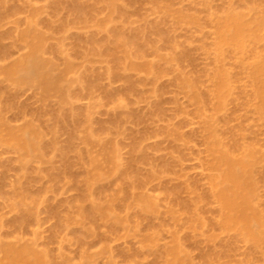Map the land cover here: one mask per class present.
I'll list each match as a JSON object with an SVG mask.
<instances>
[{"label": "rangeland", "instance_id": "1", "mask_svg": "<svg viewBox=\"0 0 264 264\" xmlns=\"http://www.w3.org/2000/svg\"><path fill=\"white\" fill-rule=\"evenodd\" d=\"M59 1L6 0L4 6L0 1L3 6V8H0V12H3L0 16L1 66L9 65L25 52L23 43L18 41V44L17 40L19 39L17 38H19L18 34L21 30L26 29V20L33 15L37 29L45 35L44 46L51 47H49V50L46 48L47 53L45 52L46 55L44 54V56H48L47 58L51 59L55 57L53 61H55V66L57 63L56 68H60L58 70L64 69L66 58L68 60L70 58L69 61L73 60L72 63L74 62L73 73L71 71L67 72L68 78L66 80L71 82L67 85L65 84L67 81H63L65 88H69V91L65 90L69 102L67 101L64 104L68 103L69 105L68 107L63 105L64 110L59 109L60 99H58L59 97L56 94L52 93L48 100L43 101L42 97L39 98L40 95L37 89H34V86L31 85L18 87L19 90L16 88L12 90L13 87L11 88L10 86V90L4 89V94L0 93L1 95L3 94L0 96V103L8 102L10 105L8 110H3L5 105L0 108L2 109L0 115L2 114L1 117L4 121L8 122L7 124L10 126L13 125V127L22 126L28 121H33L41 130L43 129L41 127L44 126L47 130L44 129L42 131L43 133L46 132L43 135V142L44 145L46 142L48 143L43 149V153H45V160L43 161H45L46 166L43 165V161L40 160L38 162L36 160L33 163L32 160L34 159H32L29 162L27 174L25 173L23 178L21 176L22 171H19L18 156L14 154V150L4 149V146L0 148V221H2V224H0V240L13 245L17 243L19 246L29 243L37 251H44L43 253L45 256L47 254L48 260L50 259L52 264H63L64 260L62 259H66L68 264H84L85 262V264H169L170 262H166L170 261L171 257L166 254L165 250L170 248L174 239H177L180 246L184 249L183 254L187 261L189 260V264H264L262 262L264 261V255H262L264 253L261 252L264 249V245L260 249H255L251 243L236 238L232 230L224 232L216 224L213 225L219 220L217 214L219 213V207L216 200L211 196L208 187V177L214 171L210 170V168L208 169L209 166H205L208 164L207 162L212 160V156L210 159L211 154H208L210 152L207 153L208 144L205 143L208 141L207 131H205L206 122H209L212 126L214 125L216 137L220 140L223 149L231 154L236 155L241 150L240 147L238 148V146H241L240 138L242 139L240 140L241 142L244 141L242 142L243 147L251 148L252 146V149L264 154V119H260L261 116L259 117V115H257L258 117L253 116L255 109H251V106L255 105L253 106L254 108L256 104H254L255 100L252 97V79L248 75V69L245 70L247 67L250 68L251 64L253 65V63L257 62V59L259 60L262 57L261 60H264V0H116L120 11H116L117 13L115 11L111 13L112 11L110 10L113 9L106 5L109 2H115V0H110L108 3L107 0H65L64 3L62 2L63 0ZM79 4H82L80 5L81 7L78 6ZM58 5H61V7ZM83 5L84 7L86 6L85 8L83 7L84 9L82 8ZM231 8L235 12L242 10L243 12H240L246 15L244 16L247 21L250 20L253 26L256 23L259 25L255 30L256 40L247 45L246 50L248 51H245V53L247 52L248 54L242 57L243 60L241 56L244 54H239L240 61L236 57L238 55L232 57L233 54H236L235 52L232 53L230 50V52L228 51L230 54L226 51L228 54L219 55L215 53L217 49L213 46V44L216 45L215 42L217 41V37H215L217 30L215 32V29L217 28L216 21L218 19L214 20V22L212 21L217 15L223 17L228 12L227 10H232ZM72 9H76L77 12L82 10L80 13H83V15L81 14V17L78 14L76 15L77 12L75 11V13ZM84 11L88 14H84ZM222 12L225 13L222 14ZM38 13L39 16L37 15ZM190 13L191 15L189 16ZM220 13L222 16H220ZM113 14L116 15L114 16ZM183 14L186 15L184 16L185 18L187 17L186 20L183 19ZM109 16L110 20L112 19V22L108 23L110 26L106 24L109 21ZM189 17H193L195 21L192 23ZM77 19H79L78 22L76 21ZM46 21L48 22L46 23ZM50 21L53 22V25L49 23ZM177 22L179 23L177 24ZM104 23L108 27L104 26ZM49 26L51 29H49ZM106 29L107 31H105ZM122 30L125 33H121ZM114 31L116 34L121 33L122 36H127L126 40L131 39L133 35L136 36V33H139L138 35L141 34V37L138 36L137 38L143 40H140L142 46L137 43L139 39L134 41L141 46L140 49H145L143 50L144 53L142 52L144 55L142 53H140L141 55L139 54L137 51L139 47L137 48L138 45L135 46L136 44L133 42L130 47L127 43L126 48L127 50L130 48L128 50L130 53L126 56L123 47L120 48L121 45L123 46L122 43L125 39L121 38L122 41L119 40L120 38L117 39L118 37L115 36ZM160 31L162 33L159 34ZM164 33H166L165 36ZM121 35L119 34L120 37ZM113 38L117 39V41L115 40L116 47L113 44ZM105 39L106 41L109 40V43L106 45L101 44L102 41L106 42ZM118 40L121 41L120 46L117 45ZM92 41H97V45L95 46ZM111 44L114 45V52ZM20 46L24 49L22 50ZM134 46L137 50H135ZM59 48H61V51ZM96 48L98 49L97 51ZM212 48L216 50H212ZM5 50H8V53ZM122 51L124 55L121 53ZM5 54L7 55L5 56ZM174 54L178 56L175 57ZM254 54H257L254 56L256 58L252 56ZM64 55L66 56L64 57ZM113 58L116 62L118 58L123 62L126 60V63L122 62L124 65L120 64L121 61L118 60L117 64H119L117 65L112 60ZM248 62L250 65H248ZM149 63L152 64L150 71L144 68V65ZM130 64H133V66L131 67ZM218 70H224L231 77L230 95H228L223 105L224 107L222 106L223 110H221L222 108L217 109L215 94L213 93ZM83 73L85 76L87 75L86 78L89 77L88 80ZM79 75L80 78L84 77V80L87 81H85L86 84L84 80L81 83L83 85L77 83ZM210 76L213 80H211ZM2 78L4 79L0 75L1 89L6 85ZM92 79L95 82L89 85V81L91 82ZM180 79L185 80L184 85H188V83L193 85H191L193 87L192 90L199 95L201 101L191 100L192 94H190V91L192 90L188 91L189 87L186 90V87L179 86L182 82ZM211 81L213 88H211ZM2 84L4 85L2 86ZM37 94L39 95L38 97ZM112 94L113 96H111ZM208 94H211L213 100ZM213 103L216 104L214 105ZM201 104L202 107H198ZM44 107L47 110H44ZM20 109L21 113L19 112ZM69 110L73 113L72 116ZM74 112L77 116L74 115ZM124 113L129 115L126 116ZM43 114L44 116H41ZM57 114L63 119L66 115L67 119L65 121L67 122H56L57 118L55 116ZM85 114L88 116L86 124L82 121L85 120V116H83ZM40 116L44 119H41ZM80 116L83 119L80 118V120ZM52 117H55V119H52ZM72 117L77 118L75 120L72 119L77 123V125L74 124L75 126L73 125L74 122L69 120ZM46 120H48L49 124H45L47 123ZM53 120H55V123ZM52 122L54 125L57 123V129L55 128L56 126L54 127L51 124ZM111 124L116 126L114 127ZM48 125L52 126L53 130L56 129L57 132L56 130L52 132ZM64 125L66 129H62L65 128ZM2 127L1 124L0 130H3ZM58 127H62L60 132ZM86 129L92 130L94 137L96 135L95 138H97V140L93 138L94 142L91 145L85 140ZM103 129L106 131L103 132ZM95 132L98 133L96 134ZM66 133H69V136H74L68 137ZM240 133H242L241 136ZM177 136L181 138H177ZM56 142L58 143L56 144ZM246 142L247 145L245 144ZM133 143L134 145L136 144L135 147H138L136 149L133 146L136 150L132 147ZM101 144L102 146H100ZM111 147L116 148L119 163L122 165L121 169L127 174L129 183H133L138 188L130 187L129 184L125 183L124 180H120V178L118 181L116 179L118 177H115L117 182L113 181V177H108L110 179H106L107 181H104L103 184L99 183L100 187L102 185L104 187L98 189L95 193V198L99 202L106 204L110 202L109 197H112V194L118 193V196L123 197L125 192L129 190L130 198L133 199V201L132 199L129 200L131 201L129 207L124 204L120 205V207L114 206V212L120 217L126 218L127 223L125 226H118L112 225L110 222V228L112 227L110 229L107 221L98 220V222H95L93 219L94 223L93 221H84L88 223L85 227L83 221V225L80 221L81 218H78L75 212L77 208L75 210V207L80 204L79 206L86 209V204L82 202L84 181L81 179L83 174L91 169V166L89 168L86 167L88 164L86 153L92 151L89 154L99 157V162H101L103 159L100 157L99 152L102 149L110 150ZM94 148L95 150L93 151ZM83 150L84 153H82ZM60 151L63 155L60 154ZM80 156L83 157L81 159L82 162H86V164L79 163ZM129 159L130 162L132 161L131 163ZM207 159L210 160L207 161ZM5 162L10 163L7 164ZM31 162L33 167L30 164ZM104 162L103 160V165L101 164L102 162L100 163L101 168L104 171L109 170L111 165ZM41 164L43 166L38 168L37 166ZM74 164L77 165L74 166ZM262 168H264V163L260 162L256 168L257 173L259 171V176L260 172L264 171ZM44 169L47 171H44ZM32 170L33 173L31 172ZM34 172H36L35 178L39 177L38 179H34V176H32ZM50 172H54L55 175L58 174L56 183H54L55 179L52 183L50 181L53 179L47 180L50 177L47 176ZM79 172H81L82 176ZM29 176L31 178H28ZM58 177L62 178L61 181L59 179L60 184L58 183ZM259 179H262V177ZM261 182L264 181L259 180L257 183L259 192L257 200L260 199L258 201H260L261 208L260 204L256 203V205L264 213V184ZM50 184H53V187ZM20 185L24 192L23 195L20 194V191L18 192L19 188L17 189ZM104 188L105 190H102ZM43 191L44 193H42ZM17 192L23 198L27 194L26 198H20L24 200L21 206L30 213V215L27 213L28 216L25 221L18 224H16L17 220L15 223L14 219L19 216L20 212L18 211H23V209L20 205V207L16 206L15 209L13 208L12 204L15 205L17 198H19L16 197L19 196ZM32 193L35 194L33 198L28 195H32ZM201 194H204V196ZM29 196L31 199L28 198ZM147 196L153 200L152 202L156 203L154 204L157 206L155 207L157 212L154 210V213L152 212L146 217L145 212L141 213V216L138 210H142V206L139 207L141 205L139 199ZM198 196L204 197L199 199L202 200V203L197 200ZM28 199L30 200L28 201ZM193 199L200 203L195 209L196 213H199L198 215L202 222H204L196 225L197 228H189L186 219L187 217L190 218L194 211H192L193 207L190 203L188 204V201L192 202ZM181 205H184L186 209L181 207ZM18 208L21 209L17 211ZM262 216L264 214H261V218ZM64 218L67 219L64 220ZM65 222L67 223L65 224ZM261 222H264V218L261 219ZM19 224H23L22 227ZM88 226L95 230L93 237H85L89 236L84 234L85 231L87 233ZM133 228L137 229V235L135 236L127 233V230H132ZM261 229L264 228L261 227ZM147 232L150 234L154 232V235L160 234L158 236L155 235L154 247L153 243H150L149 245L152 246H149L143 242V236ZM140 234L142 237L139 236ZM152 247L153 249L150 250ZM249 258L250 263L248 262ZM260 258L261 260H259Z\"/></svg>", "mask_w": 264, "mask_h": 264}, {"label": "bare ground", "instance_id": "2", "mask_svg": "<svg viewBox=\"0 0 264 264\" xmlns=\"http://www.w3.org/2000/svg\"><path fill=\"white\" fill-rule=\"evenodd\" d=\"M1 2H2V4H3V6H4V2H6V0L4 1H2V0H0ZM64 1L65 0H63L62 2L64 3ZM67 1V0H66ZM75 1V0H74ZM84 1V0H83ZM82 1V3H84ZM86 1V0H85ZM91 1V0H90ZM96 1V0H95ZM108 1H110V0H107V3H108ZM111 1H114V0H111ZM0 2V3H1ZM58 2H60L59 0H58ZM61 2V3H62ZM78 2V1H77ZM94 2V1H93ZM93 2H91V3H93ZM55 3V2H54ZM66 3V2H65ZM95 3V2H94ZM93 3V4H94ZM114 3H116V5H114ZM57 4H59V3H57ZM56 4V5H57ZM70 4V3H69ZM73 4V3H72ZM78 4V3H77ZM90 4V3H89ZM1 5V4H0ZM55 5V6H56ZM80 5H82V4H79L78 6H80ZM106 5H108L107 7H109L110 6V8L111 9H113V10H110V8H108V10H110V11H112L111 13H114V11H115V13H117V12H120L119 11V8L117 7V1L115 0V2H109L108 4H106ZM118 5H119V3H118ZM207 5V4H206ZM3 6L1 5L0 6V8L2 7L3 8ZM58 6H60L61 7V5H58ZM65 6H66V4H65ZM77 6V5H76ZM120 6V5H119ZM205 6V5H204ZM63 7V6H62ZM72 7V6H71ZM81 7V6H80ZM84 7V5L82 6V8ZM86 7V6H85ZM84 7V8H85ZM107 7H106V10H107ZM76 8V7H75ZM77 8H79V7H77ZM82 8H79V9H82ZM83 8V9H84ZM117 8V10H115ZM69 9V8H68ZM82 9V10H83ZM230 9V8H229ZM232 9V8H231ZM2 10V9H1ZM74 12L76 11L77 12V10L76 9H72ZM82 10H78V12L76 13V15L78 14V16L80 15V17H81V14L83 15V13H80V11L82 12ZM120 10H122V9H120ZM227 10V9H226ZM255 10V9H254ZM40 11V10H39ZM117 11V12H116ZM228 12H226V14H224L223 12H222V14H224L223 15V17H219L218 15L216 16V17H218V18H216L215 16V19H213V21L212 22H214V20L216 21L217 19H218V21H216V29H215V32H216V30H217V34H215L216 36L215 37H217V41L215 42L216 43V45L215 44H213V46H214V48L216 47V49H213L212 48V50H216L217 52H215V53H217V54H219V55H223V54H228L229 52H230V50H231V52L232 53H236L235 55L233 54H231L232 55V57H234V56H236V55H238V56H236L237 58H239V61H240V59L244 56H246L248 53L246 52L245 53V51H248V50H246V48H247V45L248 44H250V43H252L253 41H255L256 40V38H257V36H256V27L257 26H259L258 25V23H256L254 26L252 25V23L250 22V20L249 21H247L246 19H245V14L243 13H241L240 11H242V10H239V12H235V10L233 11V9L230 11V10H227ZM37 12V11H36ZM68 12H72V11H68ZM124 12V11H123ZM179 12H180V10H179ZM243 12V11H242ZM3 13V12H2ZM2 13L0 12V16L2 15ZM73 13V12H72ZM74 13V14H75ZM85 13H87V12H85L84 11V14ZM181 13V12H180ZM70 14V13H69ZM88 14V13H87ZM86 14V15H87ZM119 14V13H118ZM122 14V13H121ZM222 14L220 13V16H222ZM242 14V15H241ZM38 16H39V13L37 14ZM76 15H75V18H76ZM114 15V14H113ZM112 15V16H113ZM116 15V14H115ZM114 15V16H115ZM191 15V13L189 14V16ZM193 15V14H192ZM245 15V16H244ZM247 15H248V13H247ZM37 16V17H38ZM70 16H72L71 14H70ZM177 16H178V14H177ZM179 16H180V14H179ZM184 16H186V15H184L183 14V19H185L186 20V18L184 17ZM83 17H85V16H83ZM2 18V17H1ZM75 18H74V21H75ZM79 18V17H78ZM115 18V17H114ZM209 18V17H208ZM83 19V18H82ZM178 19V18H177ZM249 19V18H248ZM78 20L79 19H77L76 21L78 22ZM84 20V19H83ZM106 20V19H105ZM109 21L106 23L107 25H108V23L112 20H110V16H109V19H108ZM179 20H180V18H179ZM189 20L190 21H192V23L195 21L194 20V18L193 17H189ZM211 20H212V18H211ZM210 20V21H211ZM184 21V20H183ZM187 21H188V19H187ZM48 21H46V23H47ZM112 22V21H111ZM110 22V23H111ZM180 22V21H179ZM179 22H177V24L179 23ZM209 22V21H208ZM51 25H53L52 23L53 22H49ZM189 23V22H188ZM105 24V23H104ZM103 24V25H104ZM104 25V26H106V27H108V26H110V25ZM181 24H182V21H181ZM200 24V23H199ZM215 24V23H214ZM38 25V24H37ZM183 25V24H182ZM188 25V24H187ZM39 27V26H38ZM48 27V26H47ZM50 27V26H49ZM101 27V26H100ZM103 27V26H102ZM105 27V28H106ZM156 27V26H155ZM104 28V29H105ZM258 28V27H257ZM49 29H51V27L49 28ZM48 29V30H49ZM114 30V29H113ZM119 30V29H118ZM121 30V29H120ZM102 31V30H101ZM105 31H107V29L105 30ZM111 31V30H110ZM138 31V30H137ZM115 32V31H114ZM119 32V31H118ZM122 32H124L123 30L121 31V33ZM132 32V31H131ZM107 33H109V32H107ZM121 33H119L120 35H121ZM125 33V32H124ZM130 33V32H129ZM160 33H162L161 31L159 32V34ZM110 34V33H109ZM119 34H116V32H115V36L116 37H118L117 39H119V40H121V38L122 39H125L127 36H122L121 35V37L119 36ZM132 35H133V33H131ZM135 34V33H134ZM139 34V33H138ZM137 33L135 34L136 36H132V37H134V39H132V37H131V39H128V40H124L123 41V46L121 45L120 46V42L122 41H119L118 40V43H117V45H119L120 46V48L121 47H123V50H124V53H125V55L127 56V55H129V53L130 52H128V50H130V48L127 50V43H128V45H129V47H130V45H133V42L135 43V39L137 40V39H139V38H137L138 36H140V35H138ZM165 34L166 33H164V36H165ZM114 35V34H113ZM109 36V35H108ZM107 36V37H108ZM161 36V35H160ZM18 37L19 38H17V39H19V40H17V42L19 41H21L20 43H23V45H24V48H25V52L23 53V54H21V56H19L16 60H13V62L12 63H10L9 65L7 64V65H3V66H1V64H0V75L2 76V77H4V79H3V82L5 81V83H6V85H5V87H2L3 89H1L0 88V93H3L4 94V92H5V90L6 89H9L10 90V86H11V88H12V90H14L15 88L16 89H18L19 90V88L18 87H21V86H25V85H31V86H34L33 88L34 89H37V91L39 92H37L38 94H37V97L39 96V98H41L43 101L45 100H48L49 99V97L51 96V94L52 93H54V94H56L59 98L58 99H60L59 100V109H62V110H64V108H63V105L68 101L69 102V98H68V95H67V93L65 92V90L66 91H69L68 89H66L65 88V84H67V85H69V83L71 82H69V80H66L67 78H68V74H67V72L69 73L70 71L72 72L73 70V63H72V61L73 60H71V62L69 61L70 60V58H69V56H68V58H69V60L67 59H65V67H64V69H62V70H58V69H60V68H56V66H57V63H56V66H55V61H53V59L55 58H53V59H51V58H47L48 56H44V54L46 55V48L49 50V47L50 46H44V43H45V41H44V37H45V35H43V33H41V31H39L38 29H37V26H36V23H35V20H34V15L33 16H31V17H29L27 20H26V29L25 30H21V32L18 34ZM141 37V36H140ZM144 37V36H143ZM105 38V37H104ZM108 38H110V37H108ZM115 38V37H114ZM113 38V39H114ZM163 38V37H162ZM48 39V38H47ZM107 39V38H106ZM106 39H105V41H106ZM117 39H114V45H115V47H116V41H117ZM166 39H167V37H166ZM16 40V39H15ZM46 40V39H45ZM94 40V39H93ZM104 40V39H103ZM116 40V41H115ZM129 40H130V42H129ZM140 40H142V39H139L138 41H137V43H139L140 44ZM112 41V40H111ZM143 41V40H142ZM16 42V43H17ZM19 42H18V44H19ZM93 42V41H92ZM96 42L97 41H95V42H93V44L96 46L97 44H96ZM107 43H109V40L108 41H106V42H104V41H102V43L101 44H103V45H106ZM137 43H135L136 45L135 46H137V48H138V50L136 49V47H135V50H137L138 52H139V54L140 53H144V51L143 50H145V49H140L141 48V46L139 45V44H137ZM141 43H143V44H145L144 42H141ZM92 44V43H91ZM113 44H111V46L113 45ZM148 44V43H147ZM46 45H47V42H46ZM57 45H59V46H61L60 44H57ZM108 45H110V44H108ZM114 45H113V52H114ZM100 46H102V45H100ZM212 46V47H213ZM21 47V46H20ZM58 47V46H57ZM57 47H55L56 49H57ZM62 47V46H61ZM92 47V46H91ZM107 47V46H106ZM22 48V50L24 49L23 47H21ZM51 48V47H50ZM98 48H99V46H98ZM119 48V47H118ZM119 48V49H120ZM255 48V47H254ZM55 49V50H56ZM60 49V51H61V48H59ZM92 49V48H91ZM93 49H95L94 47H93ZM92 49V50H93ZM251 49V48H250ZM4 50V49H3ZM98 49L96 48V51H97ZM6 51V50H5ZM59 51V50H58ZM76 51V50H75ZM136 51V52H137ZM141 51V52H140ZM226 51L228 52V53H226ZM250 51V50H249ZM7 53H8V50L6 51ZM46 52V53H45ZM55 52H57V51H55ZM93 52H94V50H93ZM136 52H135V54H136ZM137 52V53H138ZM176 52V51H175ZM256 52V51H255ZM5 53V52H4ZM51 53V52H50ZM98 53H100V52H98ZM97 53V54H98ZM107 53V52H106ZM109 53V52H108ZM121 53H123V51L121 52ZM124 53H123V55H124ZM142 53V54H143ZM244 54V55H242L241 56V58L239 57V54ZM55 54V53H54ZM60 54V53H59ZM62 54V53H61ZM80 54V53H79ZM82 54V53H81ZM177 54V53H176ZM176 54H174L175 55V57L176 56H178V55H176ZM230 54V53H229ZM2 55V54H1ZM7 54H5V56H6ZM75 55H76V53H75ZM99 55V54H98ZM109 55H111V54H109ZM113 55V54H112ZM141 55V54H140ZM144 55V54H143ZM173 55V56H174ZM212 55H213V51H212ZM215 55V54H214ZM230 55V56H231ZM255 55H257V54H254V55H252L253 57L255 56ZM55 56H56V54H55ZM58 57H59V55H57ZM66 55H64V57H65ZM80 56V55H79ZM224 56V55H223ZM226 56V55H225ZM228 56V55H227ZM252 56H251V58H252ZM61 57V56H60ZM63 57V56H62ZM111 57H114V56H111ZM229 57V56H228ZM115 58H116V55H115ZM122 58V57H121ZM130 58V57H129ZM213 58H215V57H213ZM250 58V59H251ZM254 58H256V57H254ZM253 58V59H254ZM62 59V58H61ZM127 59V58H126ZM175 59V58H174ZM236 59V58H235ZM262 59V57L258 60L257 59V62H255V63H253V65L251 64V67L250 68H246L245 70H247L248 69V75L250 76V78L252 79V97H253V99L255 100V103L254 104H256V107H254L253 108V106H255V105H253V106H249L251 109H255V114L253 115V116H257V115H259V117H260V119L262 118V119H264V60H261ZM56 60V59H55ZM113 61H114V58L112 59ZM118 60H120L119 58H118ZM118 60H117V62H118ZM168 60V59H167ZM238 60V59H237ZM242 60H243V58H242ZM53 61V62H52ZM121 61V60H120ZM126 60H124V62H125ZM246 61V60H245ZM250 61V60H249ZM253 62H254V60H252ZM251 61V62H252ZM61 62H62V64H63V61L61 60ZM116 64H117V62H116V60L114 61ZM123 61H121V63L120 64H123L122 63ZM167 62V61H166ZM175 62V61H174ZM126 63V62H125ZM129 63V62H128ZM246 63H247V61H246ZM249 63V62H248ZM119 64V63H118ZM117 64V65H118ZM149 64H151V63H149ZM149 64H146V65H144V68L145 69H147V70H149L150 71V69L152 68V64L151 65H149ZM124 65V64H123ZM175 65V64H174ZM248 65H250V63L248 64ZM76 66V65H75ZM127 66V65H126ZM125 66V67H126ZM130 66L132 67L133 66V64H130ZM116 67V66H115ZM222 67V66H221ZM126 69V68H125ZM217 69V68H216ZM77 70V69H76ZM118 70V69H117ZM119 70H120V68H119ZM87 71V70H86ZM91 71V70H90ZM75 72H77V71H75ZM247 72V71H246ZM73 73V72H72ZM84 73H86V72H84ZM84 73H83V75H84ZM87 73H88V71H87ZM118 73V72H117ZM75 74V73H74ZM77 74V73H76ZM93 74H94V72H93ZM109 74V73H108ZM72 75V74H71ZM90 75V74H89ZM65 76V77H64ZM67 76V77H66ZM76 76V75H75ZM85 76V75H84ZM94 76V75H93ZM93 76H92V78H93ZM96 76V75H95ZM87 77V75L85 76V78ZM211 77V76H210ZM82 78V79H81ZM80 78V75H79V80L77 79V83H82L83 82V80H84V77H81ZM89 78V77H88ZM88 78H86L87 80H88ZM97 78H98V76H97ZM96 78V79H97ZM181 78H183V77H181ZM212 78V77H211ZM187 79V78H186ZM230 79H231V77L227 74V72H225L224 70H218V72L216 73V82H215V86H214V91H213V93L215 94L214 95V97H215V99H216V107H217V109L218 108H222V106L224 105V103H225V101H226V99H227V97H228V95H230V89H231V81H230ZM67 81V82H65V84L63 83V81ZM81 80V81H80ZM94 79H92V81H93ZM180 80H182V79H180ZM211 80H213V78L211 79ZM85 81L86 80H84V83H85ZM90 82L89 81V85H91V83H94L95 81H93V82ZM97 81V80H96ZM130 81V80H129ZM184 81V82H183ZM192 81H194V80H192ZM2 82V83H3ZM74 82V81H73ZM87 82V81H86ZM180 82V81H179ZM4 83V84H5ZM183 83H185V80H182V82H181V84H179V86L181 85V86H183V88H185L186 87V90H188V87H189V90L188 91H190V90H192L193 89V85L192 84H189L188 82H186V83H188V85L187 84H183ZM4 84H2V86L4 85ZM64 84V85H63ZM86 84V83H85ZM87 84V85H88ZM130 84V83H129ZM183 84V85H182ZM81 85H83V84H81ZM187 85V86H186ZM192 85V86H191ZM232 85H233V83H232ZM29 86H27V87H29ZM96 86H97V84H96ZM211 88H213V84H212V81H211ZM84 87H85V85H84ZM87 87H90V86H87ZM93 87H94V85H93ZM92 86H91V88H93ZM137 87V86H136ZM192 87V88H191ZM86 88V87H85ZM90 88V89H91ZM182 88V89H183ZM5 89V90H4ZM31 89V88H30ZM33 90V89H32ZM17 92V91H16ZM192 92V93H191ZM209 93V92H208ZM2 94V95H3ZM190 94H192V99L191 100H194V101H201L200 99H199V95H197L196 93H194V91L192 90V91H190ZM189 94V95H190ZM212 94V93H211ZM211 94H208L209 95V97L211 98V100H213L212 98V96H211ZM1 94H0V96H2ZM232 95V94H231ZM111 96H113V94L111 95ZM70 97H71V95H70ZM208 97V98H209ZM73 98V97H72ZM41 99H40V101H41ZM233 100V99H232ZM42 102V101H41ZM191 102V101H190ZM5 103V102H4ZM4 103H0L1 105V107L0 108H3V105H5L4 107L5 108H3V110H8L9 108V104H8V102H6L5 104ZM10 103V102H9ZM70 103H71V101H70ZM45 104V103H44ZM116 104V103H115ZM199 104V103H198ZM197 104V105H198ZM214 104V103H213ZM214 104V105H215ZM246 104V103H245ZM47 105V104H46ZM67 105V106H66ZM66 105H64L65 107H68V103L66 104ZM196 105V104H195ZM202 107V104L201 105H199L198 107ZM18 107V106H17ZM224 107V106H223ZM43 108V107H42ZM45 108V107H44ZM46 108H47V106H46ZM44 109V110H47V109ZM226 108V107H225ZM250 108H248V109H250ZM19 109V108H18ZM71 109V108H70ZM2 109H0V111H1ZM72 110V109H71ZM202 110V109H201ZM221 110H223V108L221 109ZM247 110V109H246ZM42 111V110H41ZM70 111V110H69ZM69 111H67V112H69ZM91 111V110H90ZM203 111V110H202ZM201 111V112H202ZM253 111V110H252ZM20 113H21V109H20V111H19ZM71 112V111H70ZM204 112V111H203ZM250 112V111H249ZM254 112H252V113H254ZM257 112V113H256ZM39 113V112H38ZM45 113V112H44ZM66 113V112H65ZM82 113V112H81ZM61 114V113H60ZM68 114V113H67ZM71 114V116H72V112L70 113ZM86 114L88 115V113L86 112ZM86 114L85 115H83V116H85L84 118H85V120H82V121H84L85 122V124H86V122H88V116H90V115H88V116H86ZM89 114H91V113H89ZM125 114V113H124ZM251 114V113H250ZM2 115V114H1ZM1 115H0V123L2 124V128H3V130H0V148L1 147H3L4 149H9V150H14V154H17V158H18V160H17V162L19 163L18 165H19V171L21 172V176H22V178H23V176H25V173H26V171H27V168H28V165H29V162L32 160V159H34V160H32V162L33 161H36V160H38V162H40V160L41 161H43V160H45L44 158H45V153H43V149H44V146L47 144L48 145V143L46 142L45 143V145H44V142H43V140H44V133H46V132H42L44 129H46L44 126L43 127H41V128H43L42 130L39 128V126L37 125V124H35L33 121H28V122H25L22 126H19V127H17V126H15V127H13V125L12 126H10L9 124H7L5 121H4V119L1 117ZM74 115H75V112H74ZM74 115H73V117H74ZM126 116L127 115H129V114H125ZM36 116H37V114H36ZM41 116H44V114L43 115H41ZM40 116V117H41ZM52 116V115H51ZM50 116V117H51ZM75 116H77V114L75 115ZM122 116V115H121ZM39 117V116H38ZM56 118H57V120H56V122H61V123H66L67 121H65L66 119H67V117H66V115L64 116L65 118L63 119V118H61L58 114H57V116H55ZM55 117H52V119H55ZM71 118V119H69V120H72V119H77V118ZM202 117V116H201ZM200 117V118H201ZM258 117V116H257ZM70 118V117H69ZM80 118H82L81 116L79 117V119ZM120 118V117H119ZM119 118H116V119H119ZM123 118H125V117H123ZM213 118V117H212ZM39 119V118H38ZM41 119H44V118H42L41 117ZM63 119V120H62ZM83 119V118H82ZM91 119V118H90ZM204 119V118H203ZM202 119V120H203ZM259 119V118H258ZM258 119H256V120H258ZM260 119H259V121H260ZM51 120V119H50ZM74 120H72L74 123H73V125L75 124V125H77V123H75V121ZM81 120V119H80ZM114 120V119H113ZM206 120V119H205ZM205 120H204V122H205ZM36 121H37V117H36ZM39 121V120H38ZM47 121V123H45V124H49V122H48V120H46ZM54 121V123H55V120H53ZM71 121V122H72ZM79 121V120H78ZM115 121V120H114ZM117 121H119V120H117ZM116 121V122H117ZM42 122V121H41ZM204 122H203V124H204ZM214 122V121H213ZM261 122V121H260ZM80 123H81V121H80ZM90 123L92 124V122L90 121ZM90 123H88V124H90ZM112 123H114V122H112ZM1 124H0V126H1ZM44 124V125H45ZM52 125H54L53 124V122L51 123ZM57 124V123H56ZM54 125V127L57 129V125ZM206 125H205V131H207V137H208V141L207 142H205L206 144H208V150H207V153L208 152H210V153H208V154H211L210 155V159H211V156H212V160H210V159H207V161H209L210 160V162H207L208 164L207 165H205L206 167H208V169L210 168V170H212V171H214V172H211V176H209L208 177V187H209V191H210V194H211V196L216 200V202H217V204H218V207H219V213H217L218 214V216H219V220H218V218H217V220H218V222H216V223H214L213 225H217V227L221 230V231H230V230H232L234 233H235V237L236 238H238V239H242V240H245V241H247V242H249V243H251L252 244V246L255 248V249H260V248H262V245H264V231H262V230H264V229H261V227L262 228H264V222H261V219L262 218H264V216H262V218H261V214H264V213H262V209H258L259 208V206H257L256 205V203L259 205L260 203V201H258V200H260V199H258L257 200V198H258V194H259V192H258V182H259V180L261 181H264V171H261L260 172V176H259V171H258V173H257V165L259 166V163L260 162H262V163H264V156H262V155H264V154H261V152L259 151V153L257 152V151H255L254 149H252V146H251V148H249V147H243L242 145V142H244V141H240V140H242L241 138L239 139V142H240V144H241V146H238V148L240 147V151L236 154V155H233V154H231L230 152H228V151H226L225 149H223V147H222V144H221V142H220V140L216 137V133H215V130H214V128H213V126L209 123V122H206L205 123ZM74 125V126H75ZM111 125H114V127L116 126L115 124H111ZM50 125H48V127H49ZM59 126V125H58ZM89 126V125H88ZM102 126H104L103 124H102ZM52 126H50V128H51ZM64 127H65V125H64ZM101 127V126H100ZM111 127H113V126H111ZM204 127V126H203ZM49 128V129H50ZM59 128V127H58ZM62 128V127H61ZM61 128H59V132H60V129ZM90 128V127H89ZM52 129V128H51ZM55 129V130H56ZM62 129H66V127L65 128H62ZM61 129V130H62ZM106 129V128H105ZM105 129H103V132H105L106 130ZM110 129V128H109ZM47 130V129H46ZM55 130H51L52 132L53 131H55ZM87 130V129H86ZM90 129H88L87 130V132L89 131ZM242 130V129H241ZM51 131H49L50 133H51ZM173 131V130H172ZM56 132H57V130H56ZM55 132V133H56ZM86 132V134L87 135H85V140H86V142L87 143H90V145H91V143L93 144V142H94V139L93 138H95L96 137V135H95V137H94V134L92 133L93 131L92 130H90L88 133ZM111 132V131H110ZM175 132V131H174ZM96 133V132H95ZM98 133V132H97ZM96 133V134H97ZM175 133H178V132H175ZM51 134H53V133H51ZM58 134V133H57ZM67 135H68V137H73V136H69V133H66ZM77 134V133H76ZM170 134V133H169ZM232 134V133H231ZM56 135V134H55ZM175 135H177V134H175ZM174 135V136H175ZM242 135V133H240V136ZM48 136V135H47ZM58 136V135H57ZM173 136V135H172ZM232 136V135H231ZM67 137V138H68ZM77 137H78V135H77ZM237 137V136H236ZM243 137V136H242ZM79 138V137H78ZM82 138V137H81ZM177 138H181V137H178L177 136ZM204 138V137H203ZM69 139V138H68ZM76 139V138H75ZM84 139V138H83ZM96 140H97V138H95ZM46 140V139H45ZM47 140H48V138H47ZM54 140V139H53ZM238 141V140H237ZM43 142V143H42ZM239 142H237V143H239ZM51 143H53V142H51ZM58 142H56V144H57ZM106 143V142H105ZM107 144V143H106ZM246 145H247V142L245 143ZM89 145V146H90ZM95 145V144H94ZM110 145V144H109ZM136 145V144H135ZM135 145H134V143H133V145H132V147L134 146L135 147ZM233 145V144H232ZM51 146V145H50ZM50 146H48V147H50ZM57 146V145H56ZM100 146H102V144L100 145ZM104 146V145H103ZM107 146V145H106ZM114 146V145H113ZM116 146V145H115ZM6 147V148H5ZM87 147V146H86ZM133 147V149H137L138 147H135L134 148ZM2 148V149H3ZM73 148V147H72ZM106 148V147H105ZM108 148V147H107ZM110 148V147H109ZM87 149H88V147H87ZM98 149H99V147H98ZM135 149V150H136ZM89 150H90V148H89ZM95 150V148L93 149V151ZM69 151V150H68ZM79 151V150H78ZM97 151V150H96ZM99 151V150H98ZM118 151H119V149H118ZM134 151V150H133ZM133 151H131L132 153H133ZM232 151V150H231ZM70 152H71V150H70ZM90 152H92V151H89V152H85L86 153V155H87V157H88V164H87V168H89L90 166H91V169L89 170V169H87L86 167V169L87 170H89V171H87L86 173H84L83 174V176H82V174H81V172H79L80 174H81V176H82V178L81 179H83V181H84V185L82 186V188H83V191H82V199H83V201L82 202H84L86 205V209H85V207L84 208H82L81 206H77V207H75V210H76V208H77V210L75 211L76 212V214H77V216H78V218L80 217L81 218V223H82V221H83V223H84V226L85 225H88V223H86V222H91V221H93V223H94V220H95V222L97 221L98 222V220H102V221H107L108 222V226H109V228H110V226H111V224H110V222L112 223V225H118V226H125L126 225V223H127V219L126 218H122V217H120L119 215H117L115 212H114V206L115 205H117V206H119L120 207V205L122 206V204H124L125 206H127V207H129V205H130V202L131 201H129L130 199H132V198H130V194L128 193L129 192V190L128 191H126L125 192V194H124V196L123 197H120V196H118L117 194L118 193H114V194H112V197H109L110 198V202L109 203H106V204H103V203H101V202H99L96 198H95V193L98 191V189H101L102 187H104V185H102L103 183H104V181H107L106 179H110L111 177H113L114 179H113V181H116L117 182V180H115V177H118V178H116V179H118V181H119V178H120V180H124V182L125 183H127V184H129V186L130 187H133L134 186V184L133 183H129V178H128V176H127V174L121 169V164L119 163V158H118V154H117V151H116V148L115 147H111V149L110 150H105V149H102L100 152H99V154H100V157H102V159L105 161L104 163H109L110 165H111V167L109 168V170H103L102 168H101V164L103 165V160L101 161V162H99V157H97V156H92L91 154H89ZM82 153H84V150L82 151ZM47 154V153H46ZM60 154L61 155H63V153L60 151ZM93 155H94V153H93ZM142 155V154H141ZM44 156V157H43ZM82 156V155H81ZM80 156V157H81ZM209 156V155H208ZM207 156V157H208ZM137 157V156H136ZM83 157H81L80 158V160H79V163L81 162V163H83V164H86V162L84 163V162H82V159ZM134 158V157H133ZM130 159H131V156H130ZM130 159H129V162H130ZM1 160V159H0ZM121 160V159H120ZM133 160V159H132ZM135 160H138V159H135ZM16 161V160H15ZM77 161H78V158H77ZM32 162L30 163V164H32ZM45 161H43V163H44ZM132 162V161H131ZM130 162V163H131ZM5 163H7V162H5ZM10 163V162H9ZM9 163H7V164H9ZM14 163V162H13ZM16 163V162H15ZM14 163V164H15ZM34 163V162H33ZM101 163V164H100ZM129 163V164H130ZM138 163V162H137ZM4 164V163H3ZM17 164V163H16ZM38 164V163H37ZM82 164V165H83ZM36 165V164H35ZM43 165H45L46 166V163H44ZM42 164L41 165H38L37 167L38 168H40V166H43ZM75 165H77V164H74V166ZM78 165H80V164H78ZM32 167H33V164L31 165ZM73 166V165H72ZM17 167V166H16ZM36 167V168H37ZM48 167V166H47ZM47 167H44V168H47ZM83 167V166H82ZM74 169V168H73ZM82 169V168H81ZM262 169H264V168H262ZM210 170H209V172H210ZM259 170V169H258ZM261 170V169H260ZM29 171H30V169H29ZM34 171H36V170H34ZM44 171H47V170H45L44 169ZM50 171H53V170H50ZM83 171V170H82ZM86 171V170H85ZM32 173H33V170L31 171ZM42 172V171H41ZM29 173V172H28ZM212 173H213V175H212ZM27 174V173H26ZM30 174V173H29ZM79 174V175H80ZM257 174V175H256ZM262 174V175H261ZM35 175H36V172H34V175H32V176H34V179H36L35 178ZM37 175H39V174H37ZM45 175H47V174H45ZM58 175V174H57ZM57 175H55V173L53 172H50L47 176H50V177H48L47 178V180L49 179V180H52V181H50V183H52L53 181H54V179H55V181H54V183H56V181H57ZM209 175V174H208ZM28 176V175H27ZM41 176H43V174H41ZM258 178H257V177ZM108 177H110V178H108ZM262 177V179H259V178H261ZM28 178H31V176H29ZM39 178V177H38ZM37 178V179H38ZM32 179H33V177H32ZM31 179V180H32ZM33 179V180H34ZM59 179H60V177H58V181H59ZM62 179V178H61ZM61 179H60V181H61ZM257 179H259V180H257ZM38 181V180H37ZM60 181L58 182L59 184H60ZM123 182V181H122ZM30 183H33V182H30ZM82 183V182H81ZM80 183V184H81ZM99 183H102L101 185H102V187H100L99 186ZM262 184H264V182H261ZM49 184V183H48ZM59 184H58V186H59ZM51 185V184H50ZM53 185V184H52ZM51 185V187H53ZM112 185V184H111ZM115 185V184H114ZM113 185V187H115ZM117 185V184H116ZM48 186V185H47ZM55 186V185H54ZM81 186V185H80ZM108 186V185H107ZM106 186V188H107V190H108V187ZM128 186V185H127ZM136 186H138V185H136ZM51 187H50V190H51ZM57 187V186H56ZM112 187V188H113ZM135 187V186H134ZM19 188V189H18ZM22 187H21V185H20V187H17V189H18V192L20 191L21 193L20 194H24V192H23V189H21ZM31 188V187H30ZM81 188V187H80ZM136 188H138V187H135V189ZM113 189H115V188H113ZM128 189V188H127ZM22 190V191H21ZM53 190H54V188H53ZM57 190V189H56ZM102 190H105V188L104 189H102ZM102 190H100V191H102ZM49 191V190H48ZM52 191V190H51ZM55 191V190H54ZM172 191V190H171ZM178 191V190H177ZM207 191V190H206ZM15 192H16V190H15ZM17 192V194H19ZM34 192V191H33ZM53 192V191H52ZM105 192V191H104ZM208 192V191H207ZM207 192H206V195H207ZM26 193V192H25ZM35 193V192H34ZM34 193H32V195L31 194H28V195H30V196H32L31 198H33V196L35 195ZM42 193H44V191L42 192ZM102 193V192H101ZM19 194V196H16V197H19V198H17L18 200L16 201V203H15V205L14 204H12L13 205V208L15 209L16 208V206H21L23 203V201L24 200H21L20 198H22V199H24V198H26V196H27V194L26 195H24V198H23V196L22 195H20ZM116 194V195H115ZM172 194H173V192H172ZM81 195V194H80ZM111 195V194H110ZM202 195V194H201ZM20 196H22V197H20ZM30 196L28 197V198H30ZM36 196H37V194H36ZM141 196V195H140ZM144 196V195H143ZM172 196V195H171ZM175 196V195H174ZM202 196H204V194L202 195ZM137 197V196H136ZM151 197V196H150ZM30 198V199H31ZM203 199L204 197H201V196H198L197 197V200L200 202L201 201V203H202V200H199V199ZM30 199H28V201L30 200ZM21 200V201H20ZM35 200V199H34ZM85 200V201H84ZM138 200V199H137ZM194 200V201H193ZM192 200V202H189L188 201V204L190 203V205L193 207V209H192V214H191V217L190 218H186L187 219V226H189V228H197L196 227V225H199V224H201V223H204V222H202V220H201V218H200V216L198 215L199 213H196V209L195 208H197V206H199V202L197 203L196 202V199H193ZM208 200V199H207ZM13 201H14V199H13ZM132 201H133V199H132ZM135 201V200H134ZM139 201H140V203H141V205H140V203H139V207H141L142 206V210H138L139 211V214H141V213H143V212H145V216L147 217V215H150L154 210L156 211V209H155V207H157V206H155V202H152L153 200L151 199V198H149V196H147V197H145V198H142L141 197V199H139ZM138 201V202H139ZM191 201V200H190ZM204 201V200H203ZM258 201V202H257ZM182 202V201H181ZM18 203V204H17ZM79 203V202H78ZM155 203V204H154ZM193 205H192V204ZM17 204V205H16ZM198 204V205H197ZM88 205V206H87ZM189 205V206H190ZM19 206V207H20ZM82 206H84V205H82ZM190 206V207H191ZM138 207V208H139ZM181 207H185L184 205H181ZM191 207V208H192ZM217 207V208H218ZM258 207V208H257ZM21 208L23 209V206H21ZM21 208H18L17 209V211L18 210H20ZM260 208H261V204H260ZM74 209V208H73ZM183 209V208H182ZM184 209H186V207L184 208ZM22 211V210H21ZM21 211H18V212H20V214H22V215H20L19 214V216H17V218L15 217V223H16V220H17V223L16 224H18V223H22L23 221H25L26 219H27V216L28 215H30V213L29 212H27L26 211V209H23V213L21 212ZM154 211V212H155ZM188 211V210H187ZM187 211H186V213H187ZM54 212H56V211H54ZM149 212V213H148ZM153 212V213H154ZM157 212V211H156ZM200 212V211H199ZM260 212H261V214H260ZM17 213V212H16ZM25 213V214H24ZM27 213H28V215H27ZM202 213V212H201ZM156 214V213H155ZM26 217H25V216ZM188 215H189V213H188ZM24 216V217H23ZM141 216H142V214H141ZM217 216V217H218ZM66 217V216H65ZM144 218V217H143ZM148 218H150V216H148ZM261 218V219H260ZM65 219H67V218H64V220ZM94 219V220H93ZM97 219V220H96ZM61 220V219H60ZM70 220V219H69ZM68 220V221H69ZM87 220V221H86ZM72 221H74V220H72ZM84 221H86V222H84ZM2 221H0V224H2L1 223ZM59 222V221H58ZM215 222V221H214ZM67 222H65V224H66ZM83 223H82V225H83ZM64 224V225H65ZM91 224V223H90ZM23 225V224H22ZM22 225L21 224H19V226H21L22 227ZM0 227H1V225H0ZM86 227V226H85ZM203 227V226H202ZM201 227V228H202ZM84 228V227H83ZM112 228V227H111ZM110 228V229H111ZM136 228V227H135ZM157 229V228H156ZM161 229V228H160ZM159 229V230H160ZM194 230V229H193ZM196 230V229H195ZM84 231H85V229H84ZM146 231V230H145ZM158 231V230H157ZM197 231V230H196ZM86 232V231H85ZM84 232V234L85 235H89V236H85V237H93L94 235H95V230L92 228V227H87V233H85ZM110 232V231H109ZM150 232V231H149ZM149 232H147L144 236H143V242H145V244H152L153 243V247H154V241H155V235L153 234L154 232H152L151 234L149 233ZM127 233H129V234H131V235H137V229H132V230H127ZM141 233V232H140ZM229 233V232H228ZM1 235V234H0ZM130 235V236H131ZM158 235H160V234H158ZM158 235H156V236H158ZM139 236H141V234L139 235ZM1 237V236H0ZM132 237V236H131ZM142 237V236H141ZM127 238H130V237H127ZM2 239V238H1ZM137 239V238H136ZM3 240V239H2ZM233 240V239H232ZM158 241V240H157ZM141 242V241H140ZM31 243V242H30ZM235 243V242H234ZM16 244V245H15ZM144 244V243H143ZM144 244V245H145ZM18 244L17 243H14V245L13 244H11V243H9V242H7V243H5V242H2L1 240H0V264H52L51 263V260L49 259L48 260V257H47V254H46V256H45V254L43 253L44 251H41L40 250V252L39 251H37V249H35L32 245H30L29 243L27 244V245H23V246H17ZM21 245V244H20ZM142 245V244H141ZM141 245H140V247H141ZM148 245H146V246H148ZM149 246H152V245H149ZM227 246V245H226ZM251 246V247H252ZM153 247L152 248H150V250H152L153 249ZM157 247V246H156ZM143 248V247H142ZM164 248V247H163ZM166 249V248H165ZM227 249H229L228 247H227ZM157 250V249H156ZM184 249L180 246V244H179V242H178V240L177 239H174V242H173V244L171 243V245H170V248H168V249H166L165 251H166V254L167 255H170V257H171V260L170 261H167L166 263H169V264H189L188 263V261H187V258L185 257V255L183 254L184 253V251H183ZM251 250V249H250ZM162 251V250H161ZM163 252V251H162ZM261 252L262 253H264V249H262L261 250ZM46 253V252H45ZM258 253V252H257ZM182 254H183V256H182ZM261 255V254H260ZM262 255H264V254H262ZM46 257H47V259H46ZM80 257H82L81 255H80ZM169 258V257H168ZM262 258V257H261ZM261 258L259 259V260H261ZM82 259H84V257H82ZM189 259V258H188ZM62 260H64V262H63V264H68V263H66V259H62ZM81 260V259H80ZM50 261V262H49ZM56 261V260H55ZM85 261V260H84ZM83 261V262H84ZM82 262V263H83ZM249 263L251 262L250 261V258H249V261H248ZM262 262H264V261H262ZM77 263V262H76ZM86 263V262H85ZM84 263V264H85ZM71 264V263H70ZM79 264V263H78ZM109 264V263H108ZM192 264V263H191ZM246 264H248V263H246ZM251 264V263H250Z\"/></svg>", "mask_w": 264, "mask_h": 264}]
</instances>
